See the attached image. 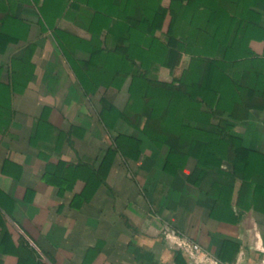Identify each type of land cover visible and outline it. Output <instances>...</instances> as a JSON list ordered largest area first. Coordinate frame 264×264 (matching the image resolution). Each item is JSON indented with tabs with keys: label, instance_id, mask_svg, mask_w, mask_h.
I'll use <instances>...</instances> for the list:
<instances>
[{
	"label": "crops",
	"instance_id": "obj_1",
	"mask_svg": "<svg viewBox=\"0 0 264 264\" xmlns=\"http://www.w3.org/2000/svg\"><path fill=\"white\" fill-rule=\"evenodd\" d=\"M22 263L264 264V0H0V264Z\"/></svg>",
	"mask_w": 264,
	"mask_h": 264
},
{
	"label": "trees",
	"instance_id": "obj_2",
	"mask_svg": "<svg viewBox=\"0 0 264 264\" xmlns=\"http://www.w3.org/2000/svg\"><path fill=\"white\" fill-rule=\"evenodd\" d=\"M189 56H185L184 54H182V53H179L178 55H177V59H176V64H175V67H177V69H178V67H180L182 64H183V62L185 63H187L188 65H187V68L185 69V71H188V67H189ZM163 103V104H162ZM170 103V102H169ZM169 103H167V104H169ZM161 106H163L162 107V109H165V107H166V105L167 104H165V102H162L161 101ZM150 105H151V108H153L154 106H157L158 105V103L157 102H152V101H150ZM121 118H123V119H126V115L125 114H121ZM131 120H134V118H130ZM153 119V120H152ZM149 122H146V126H153V124H155L156 123V121H157V118H152ZM172 122H174V123H176V124H178V123H181V122H178L177 120H172ZM183 124V123H182ZM177 139H178V136H176V135H174V134H172V133H169L168 134V140H171L170 142H174V141H177ZM103 166H99L98 167V169L96 170V174L97 175H99V174H101V177H102V174H104V172H103V168H102ZM102 179V178H101ZM10 232H8L7 231V234H6V236H7V239L9 238V236H10V234H9ZM21 244H22V247H24L25 248V250L26 251H29V252H36V251H34V249L27 243V241L22 237V240H21ZM10 246V247H9ZM8 246V250H9V252L10 251H12V249H13V246H11V245H9Z\"/></svg>",
	"mask_w": 264,
	"mask_h": 264
},
{
	"label": "built area",
	"instance_id": "obj_3",
	"mask_svg": "<svg viewBox=\"0 0 264 264\" xmlns=\"http://www.w3.org/2000/svg\"><path fill=\"white\" fill-rule=\"evenodd\" d=\"M189 248L192 252H197L201 249L200 245L197 244L196 242H192L189 244Z\"/></svg>",
	"mask_w": 264,
	"mask_h": 264
},
{
	"label": "rangeland",
	"instance_id": "obj_4",
	"mask_svg": "<svg viewBox=\"0 0 264 264\" xmlns=\"http://www.w3.org/2000/svg\"><path fill=\"white\" fill-rule=\"evenodd\" d=\"M136 104H137V102H133V101H131V102H130V105H131V106H129V107L135 108V107H137ZM21 248H22V249H20V252H21L22 255H24V253H27V251L24 250V247L21 246ZM34 251H35V249H34ZM22 264H23V263H22Z\"/></svg>",
	"mask_w": 264,
	"mask_h": 264
}]
</instances>
